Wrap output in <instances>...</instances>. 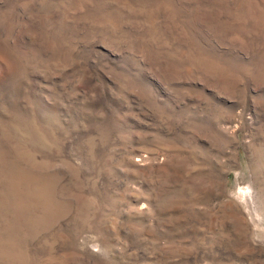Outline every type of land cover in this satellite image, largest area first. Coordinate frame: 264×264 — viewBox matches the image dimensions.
Segmentation results:
<instances>
[{"label": "rangeland", "instance_id": "374dc122", "mask_svg": "<svg viewBox=\"0 0 264 264\" xmlns=\"http://www.w3.org/2000/svg\"><path fill=\"white\" fill-rule=\"evenodd\" d=\"M0 264H264V0H0Z\"/></svg>", "mask_w": 264, "mask_h": 264}]
</instances>
